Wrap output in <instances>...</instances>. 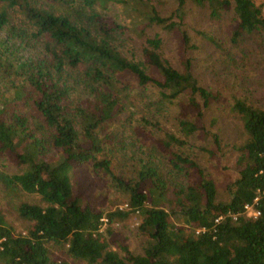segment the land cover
Returning <instances> with one entry per match:
<instances>
[{
    "label": "trees",
    "instance_id": "1",
    "mask_svg": "<svg viewBox=\"0 0 264 264\" xmlns=\"http://www.w3.org/2000/svg\"><path fill=\"white\" fill-rule=\"evenodd\" d=\"M186 3L231 9L232 44L264 33L255 0H176L168 15L150 0H0V153L17 167L0 181L27 197L17 230L0 204V264H264V107L234 97L243 138L220 192L186 146L217 99L185 55ZM150 24L176 34L180 66ZM134 212L137 251L114 235Z\"/></svg>",
    "mask_w": 264,
    "mask_h": 264
},
{
    "label": "rangeland",
    "instance_id": "2",
    "mask_svg": "<svg viewBox=\"0 0 264 264\" xmlns=\"http://www.w3.org/2000/svg\"><path fill=\"white\" fill-rule=\"evenodd\" d=\"M150 1L161 15H168L176 4V0ZM255 1L264 3V0ZM184 11L185 30L191 44L185 55L189 57L198 82L217 94V99L204 112L203 125L206 129L190 134L186 138V146L195 150L197 159L213 177L221 192L222 187L236 175L235 145L243 138L239 115L231 109L234 97L242 96L253 105L264 107V33L253 31L232 44L229 36L235 14L231 9L212 17L204 8L186 3ZM106 13L116 21L127 20L125 12L119 6H109ZM155 32L162 38L161 53L172 65L180 66L181 53L176 34L158 25H144V34L151 35ZM211 37L220 43V47L214 46ZM140 38H132L134 47L138 45ZM213 134L218 138V145L213 141ZM81 168L76 167L73 173V178L79 181V185L84 186L85 180H89L88 182H92L89 190H100L102 179ZM16 169L8 155L0 153V170L12 172ZM26 198L25 194L17 193L14 187H5L0 181V204L6 211V218L16 230L21 227V219L16 214L15 205ZM135 214L136 212L124 221L114 223V235L123 244L137 251L142 237L135 229Z\"/></svg>",
    "mask_w": 264,
    "mask_h": 264
},
{
    "label": "built area",
    "instance_id": "3",
    "mask_svg": "<svg viewBox=\"0 0 264 264\" xmlns=\"http://www.w3.org/2000/svg\"><path fill=\"white\" fill-rule=\"evenodd\" d=\"M245 208H248V205H245ZM252 213H253V214H255V213H256V211H252Z\"/></svg>",
    "mask_w": 264,
    "mask_h": 264
}]
</instances>
